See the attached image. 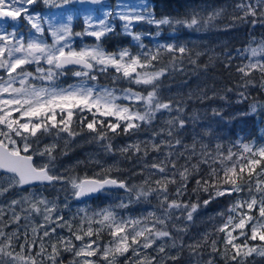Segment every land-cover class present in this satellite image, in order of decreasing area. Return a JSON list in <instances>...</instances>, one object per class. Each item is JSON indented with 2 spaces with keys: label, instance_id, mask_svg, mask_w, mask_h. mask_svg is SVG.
<instances>
[{
  "label": "snow or ice",
  "instance_id": "6c2138e0",
  "mask_svg": "<svg viewBox=\"0 0 264 264\" xmlns=\"http://www.w3.org/2000/svg\"><path fill=\"white\" fill-rule=\"evenodd\" d=\"M72 2L73 0H63L64 4ZM99 2L100 0H92V3ZM34 3L36 0H0V18L8 17L12 21H18L23 16L35 33L39 34L25 41L23 36H17L15 30L0 32V70L4 72V75H0V173L7 176L10 181L8 187L0 189V192L16 186L23 187L36 182L51 184L65 179L71 184L75 198L91 196L113 187L123 189L129 194L135 189L136 201L147 200L155 194L160 201V207L164 209L165 218L151 212L144 217L125 219L118 216L114 208L110 206L95 211L91 215L81 209L83 215L78 225L74 227L72 221L64 220L62 215H57L53 220L52 214L57 211L56 204L41 197L31 204V208L36 213H40L41 208L38 205H43L46 224L53 223L56 226L49 228L46 225H40L39 227L43 229L42 234L34 227L31 239L25 231L22 234L23 242H21L19 229L6 233L3 227H0V264H45V262L57 264L62 252L72 254L73 259L69 264H116L118 257L125 256L129 252L135 258L130 264H155V257L142 254V250L152 248L158 239L171 236V233L165 230L170 211L189 209L187 219L191 220L193 213L201 206L199 203L186 204L178 199L187 191V181L193 172L199 170V164H193L191 167L184 165L183 170L169 171V165L171 169H176V163L170 160L172 153L169 152L165 160L145 165L150 170V174L143 184L129 186L127 181L108 175L113 171L111 167L103 169L104 175L99 179L78 181L76 178L53 175L47 164L39 167L34 165L31 150L33 143H37L40 136L50 133L53 129L57 130V135L59 133H67L69 137L79 135L72 129L73 118L77 116L79 117L77 123L82 126L81 130L86 128L96 133L95 139L105 140L108 139V132L116 133L117 129H120L127 134L132 130H139L142 124H150L157 112L161 110L171 112L173 110L171 103L161 101L157 93V82L166 69H157L154 62L159 60L161 49L180 56L188 53L189 50L185 46L164 44L159 45L154 53L134 54L126 47L115 52H108L100 41L106 34L114 32V28L103 20L100 21L98 30H85L87 35L95 37L97 41L95 45L79 49L72 47L73 35L79 36L84 33H73L70 23L59 26L49 24L48 30L53 38V42L49 44L40 38L45 32L41 17L29 14L28 6ZM44 3H49V0H44ZM197 15L193 14L187 18L164 15L156 18L154 11L145 14L143 10L132 9L121 13L119 18L125 21L124 29L127 35L140 42L141 34L131 30L134 23L146 21L158 29L163 25L193 28L201 24V19H198ZM214 15L208 16L207 20L214 19ZM249 15L257 16L256 9L251 5L244 12V18ZM260 15L264 16V12ZM70 20L71 17H69ZM255 22L254 20L253 23ZM139 47L143 49L145 46L139 43ZM248 51L252 57L264 54V44H261L259 48H250ZM175 58L173 56V60ZM41 62L46 67L41 66ZM29 65H36L35 71H29ZM110 68L119 74L113 79L123 78L130 83L142 85L146 94L128 88L122 90V95H117L115 89L88 85V81H96L98 74L107 73ZM253 70L260 72L262 81L260 87L264 88V61L249 62L237 68L242 78L250 77ZM68 72L81 78L79 83L70 84L67 87L58 86L55 81ZM35 81L41 83L37 84ZM251 83L252 80L248 79L244 87ZM149 88L151 90H148ZM240 96L243 99L247 98L243 92ZM121 100L143 102L144 110L118 103ZM256 110L257 105L253 103L251 111L255 113ZM84 112L90 113L93 117L86 124L84 121L87 117L82 115ZM213 113L220 115L215 109ZM240 115H248V113ZM167 123L183 128L186 121L177 116L168 120ZM167 134L172 136L173 132L169 130ZM143 143V155L147 156L149 142ZM175 143L180 144L181 141L177 139ZM168 146L171 147V144L169 143ZM56 147V144L45 145L43 150L36 149L35 154L40 156L47 154L51 162L55 159L52 153ZM106 148L111 151V143H108ZM151 148L154 151H160V145L156 143H151ZM216 148L217 154L210 158L212 164L219 162V170L210 165L208 177L196 180L197 188L193 191L210 192L209 199L203 201L204 206L213 199L236 194L234 203L228 209L229 213L236 215H227L226 221L217 228V232L224 234L223 256L236 264H244L245 259L254 253L264 256V179H262L264 177V145L241 143L242 151L233 152L228 149L226 154L219 151L220 144H217ZM130 150L140 153L142 151L140 143L119 149L121 153H127ZM201 156L200 162L209 164L210 154L202 153ZM116 170L119 171V169ZM157 172L162 175L159 179L152 180V176ZM177 175L180 181L175 190L177 199L169 200V185L177 184ZM153 184L155 187H152ZM245 191L248 194L247 198L240 196V193ZM23 199L27 201L32 199V196L29 195ZM18 203L19 201H12L13 205ZM130 203H132L131 195L128 203L121 201L115 207L127 208ZM254 212L255 215H253ZM19 220L20 216H13L14 222L19 223ZM158 225L165 227H157ZM57 228H67L70 235L58 236L55 243L50 242L46 246L45 238L55 234ZM105 230L111 239L102 244L101 233ZM242 237L244 239L238 243L237 241H240ZM257 240L261 242L259 245L249 244V241ZM75 241H79V245ZM216 243L215 240L212 241L213 252L219 251ZM16 245L19 246L20 251L16 250ZM199 246L196 244L189 247ZM37 248L38 250L34 253L30 251ZM157 251L164 253V246H158ZM94 257L97 259H93ZM171 258L176 259V257ZM207 264H214V261L209 260Z\"/></svg>",
  "mask_w": 264,
  "mask_h": 264
},
{
  "label": "trees",
  "instance_id": "16d2710c",
  "mask_svg": "<svg viewBox=\"0 0 264 264\" xmlns=\"http://www.w3.org/2000/svg\"><path fill=\"white\" fill-rule=\"evenodd\" d=\"M152 5L156 18L164 15L187 18L198 14L197 18L201 19V24L193 28L179 25V33L175 37L172 36L175 39L173 44L185 46L189 50L188 53L180 56L161 49L159 60L154 62L157 69H166L157 82L159 99L170 102L173 110L157 112L153 121L150 124H142L139 130H132L127 134L120 129H117L116 133L108 132V139L105 140L95 139L96 133L86 128L81 130L82 126L77 123L79 117H74L72 129L79 135L70 138L67 134L62 137L60 133L50 134L53 135L52 139L57 147L52 153L55 159L50 162L48 157L46 164L50 172L64 164H72L75 167L70 168V173L64 175L74 177L78 181L86 177L99 179L104 175L103 169L111 167L113 171L108 175L127 181L129 186L143 184L150 174L145 165L165 160L169 152L172 153L170 160L176 163V169H171L169 165V171L183 170L184 165L191 167L193 164H199V170L193 172L187 181V191L178 199L186 204L201 205L193 213L194 220L190 227L202 228L205 240H223V233L217 232V228L228 214L232 196L213 199L204 206L203 201L209 199L210 192L193 190L197 188L196 180L208 177L210 165L219 170V162L212 164L210 158L217 154V144L221 145L219 151L226 154L228 149L233 152L242 151L241 143H264V107H260L255 113L251 111L253 103L264 105V88L260 87L261 74L258 70H253L250 77L242 78V74L237 71L238 67L252 62L250 55L246 53L249 47L264 43V16L260 15L264 9L254 0H155ZM249 5L256 9L257 16L249 15L244 18V12ZM43 6L44 3H39L35 9L44 10ZM216 13L219 15H214ZM213 15L214 19L208 21L207 17ZM146 27L141 31L149 32ZM150 29L149 34H157L154 27ZM141 40L143 43L150 41L149 38ZM86 41L90 44L97 43L91 38H86ZM100 43L108 52L125 47L133 51L137 48L131 36L122 34L119 24L114 28V32L105 36ZM173 56L176 57L175 60ZM260 61H264V54ZM100 78L102 84L110 87L118 84V88H124L125 84H130L128 80L114 82L106 74H100ZM248 79H251L252 83L244 87ZM131 84L128 87L145 93L143 86ZM241 92L246 99L240 96ZM134 107L137 108V105ZM214 109L220 115L214 114ZM241 113L248 115H240ZM82 115L87 117L85 124L93 119L90 113ZM177 116L186 121L183 128L167 123ZM169 130L173 132L172 136L167 134ZM177 139L181 141L180 144L175 143ZM143 142H149L147 156L143 155ZM108 143L112 145L111 151L106 148ZM136 143H140V153L131 150L127 153L119 151L120 148ZM151 143L160 145V151H154ZM169 143L171 147L168 146ZM89 153L99 155L105 160L98 162L88 158ZM202 153L210 154L209 164L200 162ZM35 164L37 167L45 165L37 156ZM161 175L157 172L152 176V180L159 179ZM179 182L177 175V184L169 185V200L177 199L175 190ZM110 193L117 194L116 191ZM242 193L248 195L246 191ZM130 195L132 203L126 208L127 211L141 212L148 207L146 200H142L141 204L140 201L136 203L135 189L128 196ZM112 199L114 201H110ZM98 200L101 204L107 200L111 203L117 202V198L109 195L100 196ZM188 210L172 209L169 213L167 225L175 237L182 234L181 224L187 223ZM221 213L224 215H220ZM106 233L107 230L102 234L103 240H109ZM209 251L207 248L205 253ZM223 251L224 249L214 253L221 256Z\"/></svg>",
  "mask_w": 264,
  "mask_h": 264
},
{
  "label": "rangeland",
  "instance_id": "374dc122",
  "mask_svg": "<svg viewBox=\"0 0 264 264\" xmlns=\"http://www.w3.org/2000/svg\"><path fill=\"white\" fill-rule=\"evenodd\" d=\"M251 1V0H250ZM257 3H260L262 8L264 9V0H254ZM39 3H44V0H36V3L28 6L29 14L32 15H39L41 17V24L45 28V32L43 34V37H40L44 39L47 43L51 44L53 42V38L51 36L50 31L48 30V25L52 24L54 26H59L60 24H67L70 23L73 33H84L83 35H73L71 38L72 47L74 48H81L84 46H92L95 44L87 43L86 38H91L96 41L95 37L87 35L85 30L88 31L92 30H98V26L100 24V21H104L106 24L110 25L113 28H116L119 24L121 26V32L123 35H127L124 29V23L125 21L121 20L120 14L123 12H129L132 9H135L137 11L143 10L145 14H147L149 11H152V6L150 3H148L146 0H116L115 2H111V0H100L99 3H92V0H73L72 3L64 4L63 0H49V3H44V10H37L35 9V6ZM69 17H71V20L69 21ZM144 24V25H143ZM91 25V27H89ZM150 26V27H146ZM144 27L149 28V32L141 31ZM151 27H154L156 32H159V35H151L149 34L151 31ZM78 29V30H77ZM13 30L16 31L17 36H23L25 41H27L30 38L37 37L39 34L35 33V30L31 28V25L27 22V20L21 16V18L18 21H13L12 23H7L2 20H0V32H12ZM133 32H137L141 34L142 38H149V42H137L132 39V42L137 44V48L133 51L134 54L139 52H150L154 53L159 45L164 44H173L175 39L174 37L179 33L180 30L179 25H163L159 29L153 25L149 24L146 21L143 22H137L134 23L131 29ZM147 30V29H146ZM112 33V32H110ZM110 33L106 34L109 35ZM174 36V37H172ZM171 37V38H169ZM104 38V37H103ZM102 38V39H103ZM91 42V41H90ZM97 42V41H96ZM139 43L144 44V48L141 49L139 47ZM148 43V45H147ZM261 44L264 43H257L256 45H252L250 48H259ZM122 48H119L120 50ZM248 49V50H249ZM106 50V49H105ZM117 50V51H118ZM246 51L247 54L250 55L251 61L255 63L257 60H262V55H258L256 57H252L250 51ZM107 51V50H106ZM41 66L46 67V65L41 62ZM36 65H29L28 70L29 71H35ZM114 80V82H120L122 80H127L123 78H117L113 79L114 76H119V74L115 73L113 69H109L107 73H104ZM0 75H4V72L0 70ZM81 78L75 77L71 75L70 72L68 74L58 77V79L55 81V83L60 87H67L70 84H77L79 83ZM35 83L40 84V81H35ZM88 85H96L99 87H107L110 89H115L117 95H122L123 89L131 88L134 91L140 92L131 86L132 84H125L124 88H118L119 85L115 84L116 86L110 87L107 84L101 83L100 74H98V79L96 81H88ZM135 86H142V85H136ZM19 86L18 84L16 85ZM144 87V86H143ZM118 103L124 104V105H130L134 106L137 105V109L143 111L144 110V104L143 102H129L125 100L118 101ZM257 110L261 107V104L256 103ZM83 114H89L88 112H84ZM59 119V117H58ZM74 119V118H73ZM97 119H100V117H97ZM111 119V118H109ZM57 133L56 129H53L50 133H46L43 136H40V139L37 143H33L32 145V152L34 157L40 158L43 163L46 164L48 161V155L45 154L44 156L36 155L35 151L36 149L43 150L45 145H52L55 144L53 142V135ZM50 134H53L50 136ZM64 134V135H63ZM67 133H60V137L65 136ZM39 135V134H38ZM75 138V137H70ZM70 141V140H69ZM249 144H255L256 146L264 145H258L256 143H249ZM88 158H93V160L98 162H103L105 158L99 157V155H96L94 153H89L87 155ZM75 166L72 164L66 165L52 169V172H50L53 175L62 176L65 178H74V177H66L64 174H69L71 169ZM85 179V178H83ZM81 179V180H83ZM264 179V177H262ZM10 183L7 176H4L2 173H0V189L7 188L8 184ZM117 194L112 195L110 192H105L104 195H109L117 198L116 203H111L112 200H107L106 203L101 204L100 200H94L91 202H83L79 203L77 202L76 198L73 196V189L71 187V184L68 183L67 179L63 181H55L51 186L48 187H35V188H29V189H22L20 186L9 188L7 191L0 192V227H3V230L6 233H11L12 231L19 229L21 233V242H23V233L27 231L29 238H32V229L35 227L37 228L38 232L42 234L43 229L40 228V225H46L47 227H55L56 225L53 223L46 224L44 220V213H43V205H38V207L41 208L40 213H36L31 208V204L35 203L36 199L38 198H45L48 201L55 203L57 206V211L52 214V219L55 220L57 215H62L64 217V220H71L73 223V226L75 227L78 225L80 221V217L83 215V212H81V209H84L88 212L89 215H91L93 212L98 211L105 207H113L114 210L117 212L118 216L123 217L127 219L128 217H144L147 216L148 213L155 212L157 216L165 218V212L160 207V201L157 199L155 194L151 198V196L146 200L147 206L145 207L141 212H129L126 210V208H116L115 206L119 204L121 201L128 203L129 200V193H127L125 190L116 191ZM32 196V199L30 200H24L23 197L26 196ZM236 194H233L232 199L230 198V207L235 201ZM240 196L243 198H247L243 193H240ZM108 199V198H107ZM19 201L18 204L13 205L12 201ZM141 199L140 203L142 202ZM136 203H138L136 201ZM150 207V208H149ZM256 213L254 212L253 215ZM18 215L20 216L19 223H16L13 221V216ZM227 215H233L235 216V213H229ZM224 219V222L226 221V217ZM169 216V214H168ZM169 218H167L168 220ZM194 218L191 220H188L186 224H181V230L182 234L175 237L174 233L172 231H169V227L166 224V229L171 233L170 237L167 238H161L156 241V244L153 245L152 248L144 249L142 250V254H146L150 257H152L151 252H155L156 256L155 259L157 260V264H207L209 260H213L214 264H217L219 260L228 262L230 260H227L223 255L218 256V254H215L212 251V241L213 240H205L203 237V230L202 228L197 227H190V224ZM223 222V223H224ZM149 223H151V220H149ZM222 223V224H223ZM219 224V227L222 225ZM93 227H96V225H93ZM157 227H165L158 225ZM104 233V232H103ZM101 233V243H107L111 237L108 235V232L106 235H108V239L104 241ZM236 233H234L235 235ZM70 235L67 228H57V231L55 234H53L50 238H45L44 243L47 246L50 242L55 243L57 240V237H68ZM205 235V230H204ZM224 237V234H223ZM224 239V238H223ZM244 238L242 237L241 240ZM178 240H197L196 244L198 243V240H202L206 243V249H210L208 253H206L205 256H201L199 259L197 258H190L187 262V259H185V262H179V261H161L163 259H160L161 257H164L166 254H173L178 251L176 248ZM217 248L221 251L224 249L223 240H215ZM39 243V240H38ZM77 245H79V241H75ZM260 241H249L250 245H259ZM175 245V246H173ZM158 246H164L165 252L164 253H158L157 248ZM198 249H202V245L197 247ZM16 250L20 251V248L18 245H16ZM37 249L30 250L32 253H34ZM198 252V250H196ZM220 255V254H219ZM73 259L72 254L70 252H62L61 257L58 259L57 264H69V262ZM97 259V258H93ZM135 259L132 257V253L129 252L125 256L118 257L116 264H130L131 260ZM47 264V262H45Z\"/></svg>",
  "mask_w": 264,
  "mask_h": 264
},
{
  "label": "flooded vegetation",
  "instance_id": "af4514ba",
  "mask_svg": "<svg viewBox=\"0 0 264 264\" xmlns=\"http://www.w3.org/2000/svg\"><path fill=\"white\" fill-rule=\"evenodd\" d=\"M115 1L116 0H111V2H115ZM151 1H153V0H151ZM150 4H153V2H150ZM99 197H97L94 200H98ZM94 200H92V201H94ZM104 241H106V240H104ZM196 241L197 240H178L177 245H176V248L178 249V251L176 253H173V254H166L165 260H164V257L163 258L161 257L160 259H163L161 261L185 262V259H187V262H188L190 258L199 259L201 256H205L206 255V253H205L206 243L203 244L205 242V240L204 241L198 240L199 245H202V249H198L197 247L196 248L189 247L190 245H195ZM241 241L242 240L237 241V242L239 243ZM196 250H198V252H196ZM151 253H154V254H152V257L156 256L155 252H151ZM171 257H176V259H172ZM155 264H157L156 259H155ZM217 264H236V262L231 261V260L228 262L219 260L217 262ZM244 264H264V256H259V255H256L254 253L253 255H251L245 259Z\"/></svg>",
  "mask_w": 264,
  "mask_h": 264
},
{
  "label": "water",
  "instance_id": "95a60500",
  "mask_svg": "<svg viewBox=\"0 0 264 264\" xmlns=\"http://www.w3.org/2000/svg\"><path fill=\"white\" fill-rule=\"evenodd\" d=\"M4 21H7V22H12V20L8 17H3V18H0ZM33 163H34V157H33ZM35 165V164H34ZM86 179H95V178H86ZM84 180V179H83ZM53 183V182H52ZM51 183V184H52ZM47 182H44V183H40V182H36V183H33L31 185H24L23 187H21L22 189H29V188H35V187H41V186H49L51 185ZM116 189H119V188H107L105 190H116ZM104 190V191H105ZM100 193H96V194H93L91 196H86V197H81V198H76L77 202L79 203H83V202H86V201H90L94 198H96Z\"/></svg>",
  "mask_w": 264,
  "mask_h": 264
}]
</instances>
